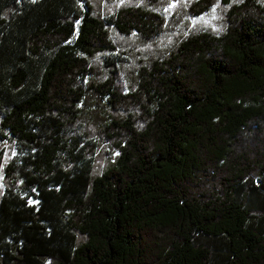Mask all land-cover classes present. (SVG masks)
<instances>
[{
	"label": "trees",
	"instance_id": "1",
	"mask_svg": "<svg viewBox=\"0 0 264 264\" xmlns=\"http://www.w3.org/2000/svg\"><path fill=\"white\" fill-rule=\"evenodd\" d=\"M0 183V264H264V0H0Z\"/></svg>",
	"mask_w": 264,
	"mask_h": 264
},
{
	"label": "rangeland",
	"instance_id": "2",
	"mask_svg": "<svg viewBox=\"0 0 264 264\" xmlns=\"http://www.w3.org/2000/svg\"><path fill=\"white\" fill-rule=\"evenodd\" d=\"M0 185H1V183H0Z\"/></svg>",
	"mask_w": 264,
	"mask_h": 264
},
{
	"label": "snow or ice",
	"instance_id": "3",
	"mask_svg": "<svg viewBox=\"0 0 264 264\" xmlns=\"http://www.w3.org/2000/svg\"><path fill=\"white\" fill-rule=\"evenodd\" d=\"M118 154V153H117ZM34 203V202H33Z\"/></svg>",
	"mask_w": 264,
	"mask_h": 264
}]
</instances>
